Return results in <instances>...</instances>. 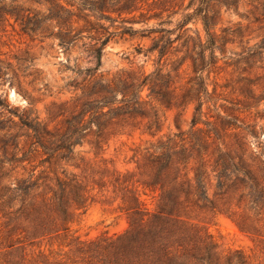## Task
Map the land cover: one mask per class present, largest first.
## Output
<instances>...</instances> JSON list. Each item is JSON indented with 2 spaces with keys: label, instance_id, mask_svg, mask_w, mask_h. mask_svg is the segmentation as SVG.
<instances>
[{
  "label": "rangeland",
  "instance_id": "obj_1",
  "mask_svg": "<svg viewBox=\"0 0 264 264\" xmlns=\"http://www.w3.org/2000/svg\"><path fill=\"white\" fill-rule=\"evenodd\" d=\"M158 2L173 5L177 11L169 14L170 8L163 12L162 19L172 21L164 25L168 28H174L185 12L190 13L198 5V0ZM2 4L19 13H46V5L35 0H3ZM188 4L189 9L184 10ZM211 5L218 11L216 24L211 29L215 36L216 63L206 66L201 74L211 92L209 101H205L203 91L199 92L204 101L201 113H195L196 100L171 107L153 102L162 118L161 130L154 137L143 132L144 121L140 128H126L124 133L110 136L101 147L95 143V136H84L80 144L74 145L68 159L48 158L51 151L37 142L31 127L37 125L44 139L46 130L62 132V120L70 115L75 93H79L73 85L81 82L88 70L111 78L121 71L149 73L157 67L166 72L171 70L173 62L176 65L183 60L175 77L176 92L181 94L187 87H195L197 73L192 70L191 58L196 57L198 63L208 61L210 51L198 46L199 40L205 46L208 39L202 23L189 19L182 29L174 30L170 37L179 34L180 37L161 58L156 52L145 51L151 44L150 39L112 35L95 69L93 51L100 43L101 30L88 29L83 21L75 23L83 31L62 47L51 35L23 31L12 17L0 21V264H116L110 252L104 256L103 263L79 252L82 245L87 248L92 241L115 239L131 228L127 203L120 194L111 192V185L108 190L99 191L98 178L104 175L106 181L110 180L112 169L128 172L140 200L153 212L159 192L141 186L143 178L132 155L144 152L159 136L181 133L189 145L196 137L198 154L203 160L209 157L204 154L206 145H210L208 152L218 146L239 154L262 181L258 167L264 163V51L250 57L248 49L264 35V0L261 4L238 0L236 9ZM156 22L151 19L148 24ZM47 25L46 22L44 26ZM110 31H115V26ZM138 47L142 51L138 52ZM202 49L204 56L200 57L196 52ZM147 93L144 88L141 92L144 99L148 98ZM65 109L64 115H60ZM230 109H234L240 127L224 130L218 120L215 122V117L218 112L225 116ZM25 110L27 118L23 115ZM194 115L199 119L192 126ZM207 120L214 122L221 135L213 144L205 141ZM197 128L203 132H195ZM104 168L109 173L100 174ZM66 176H77L87 184L92 199L84 211H75L69 231L57 234L54 232L59 222L56 206L48 201L50 193L46 191L54 186L56 177ZM34 182L39 188L30 189L29 195L15 189ZM214 182L212 178L208 187L214 204L206 202L201 208L203 203L195 204L196 197L191 194L188 205L182 208L181 220L170 238L178 248L173 263L264 264V201L250 207L246 189L219 199L213 196Z\"/></svg>",
  "mask_w": 264,
  "mask_h": 264
},
{
  "label": "trees",
  "instance_id": "obj_2",
  "mask_svg": "<svg viewBox=\"0 0 264 264\" xmlns=\"http://www.w3.org/2000/svg\"><path fill=\"white\" fill-rule=\"evenodd\" d=\"M2 1L0 0V21H7L8 17H12L23 31L51 35L62 47H66L83 31L81 26L76 28L75 23L83 21L88 29L101 30L100 43L93 51L96 60L95 69L100 64L103 47L115 34L150 39L151 44L145 51L156 52L160 58L170 52L173 43L180 37V34L174 38L170 35L174 33V30L182 29L189 19L200 20L208 37L205 46H202L201 40L198 46L209 48V60L198 63L196 57L191 58L192 70L197 73L194 78L196 79L195 87L190 89L187 87L181 94L176 92L175 77L183 60L176 65L173 62L171 70L166 72L162 71V67H157L149 73L121 71L111 78L88 70L86 77L73 85L74 90H79V93H75L70 115L62 120V132L52 133L49 130H43L46 135L44 139L37 130V125L31 127L36 134L37 142L51 151L48 158L55 156L59 159H68L74 145L80 144L84 136H95V143L101 147L110 136L122 134L126 128H140L143 121L145 122L143 132L154 137L161 130L162 118L153 102L171 107L185 106L192 100H196L195 113L197 111L201 113L204 101L199 92L203 91L205 101L211 98V92L208 91L205 78L201 74L206 66H213L216 63L213 50L215 36L211 29L216 24L218 11L213 9L211 3L223 5L226 9H236L238 3V0H198V5L190 13L185 12L174 28H168L164 25L172 21L163 20V12L170 8L172 10L169 14L177 11L173 9V5L167 6L158 0L150 2L148 0H35L46 5L45 14L19 13V11L7 9ZM166 1L170 2V0ZM250 1L261 4V0ZM145 5L147 8H144ZM186 9H189V4L184 8ZM151 19L157 21L155 25L148 24ZM46 22L48 25L44 26ZM105 22L109 24L105 25ZM136 24L140 26L136 27ZM112 26H115V31H110ZM233 32L236 33L237 30ZM248 50L250 57L259 56L264 51V35ZM137 51H142V47H138ZM196 54L200 57L204 56V49ZM144 88L148 90L147 99L141 95ZM65 111L66 109L62 110L60 115H64ZM23 115L26 118L29 116L27 110ZM198 119L195 115L192 117V126L198 123ZM217 120L224 130L240 127L237 124L238 118L234 115V109H230V113L225 116L218 112L215 122ZM205 124L209 126L205 131V141L213 144L215 140L221 138L219 129L209 120ZM196 131L203 132L200 128ZM236 134L234 133V136ZM182 135L179 133L172 137L159 136L144 149V152L132 155V158L137 159L135 162L138 174L143 178L140 180L141 186L150 191L159 192L158 203L153 212H150L140 200L134 181L132 182L131 178L128 179L130 177L128 172L124 174L112 169L110 180L106 181L103 178L104 175L98 178L96 185L99 191L108 190L111 185V192L120 194L122 201L127 203V209L132 217L131 228L115 239L92 241L87 248L82 245L79 247L80 253L97 258V261L102 263L104 256L110 252L116 264L117 262L175 264L173 263L174 253L178 248L175 247L174 241H170V238L175 232V225L181 220L182 208L188 205V197L191 194L196 197L195 204L203 203L199 206L201 208L206 202L214 204V200L208 195L212 178L215 181L214 197L223 199L229 197L230 193L246 189L250 207L258 206L264 201V163L258 167L263 178L261 181L258 174L245 163L241 155L222 150L218 146L208 152L210 145H206L204 154L209 157L203 160L204 157H199L198 154V139L196 137L191 139L189 145V140ZM191 162L198 164L192 165ZM108 171V168H104L100 174L109 173ZM190 172H192L191 176H189ZM33 188L38 189L39 184L34 182L30 186L21 185L15 189L29 195V190ZM46 193H50L48 201L56 206L59 222L54 232L57 234L68 232L75 211H84L88 201L92 199L91 188L77 176L56 177L54 186L48 187ZM242 195L243 193L240 194V199Z\"/></svg>",
  "mask_w": 264,
  "mask_h": 264
}]
</instances>
